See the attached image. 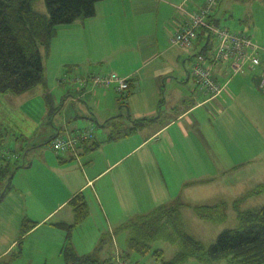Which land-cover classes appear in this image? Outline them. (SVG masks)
<instances>
[{"label": "crops", "instance_id": "crops-1", "mask_svg": "<svg viewBox=\"0 0 264 264\" xmlns=\"http://www.w3.org/2000/svg\"><path fill=\"white\" fill-rule=\"evenodd\" d=\"M206 1H101L94 17L58 27L49 51L42 49L44 83L14 97L0 94L1 106L4 99L14 100V110L43 99L37 113L24 111L36 124L25 145L17 142L23 161L13 168L11 158L0 155L7 163L2 168H8L1 184L6 187L0 200V264L37 257L45 264H63L67 232L60 225L73 224L69 203L80 193L90 214L72 232V246L81 256L101 246V259L131 255V232L123 225L159 207L179 206L192 234L188 225L209 222L199 207L228 203L219 197L228 198L235 189L220 188V183L231 185L226 170L243 168L241 163L227 165L231 150L246 143L242 150L248 155L252 145L255 153L239 156L242 162L261 154L264 146V0L261 17L252 6L256 0H214L211 19L219 26V18L234 13L230 6L244 7L230 18L261 48V63L246 67L242 76L221 63L214 76L226 87L213 99L189 70L193 56L208 44L206 31L199 32L191 54L172 42ZM110 73L129 79L126 100L115 87L95 86L90 79ZM70 81V89L64 88ZM142 119H147L143 128L111 139L114 127L127 130ZM86 129L94 130V140L80 146L78 158L52 148L53 139ZM0 138L5 142L3 134ZM25 220L37 225L22 236Z\"/></svg>", "mask_w": 264, "mask_h": 264}, {"label": "trees", "instance_id": "trees-1", "mask_svg": "<svg viewBox=\"0 0 264 264\" xmlns=\"http://www.w3.org/2000/svg\"><path fill=\"white\" fill-rule=\"evenodd\" d=\"M37 1L0 0V94L21 95L44 83L42 49L49 51L58 27L94 17L96 5L104 0H45L47 13L36 10ZM209 47L210 42L202 53L206 54ZM122 98L126 100V97ZM146 122L147 119L138 120L127 130L116 126L111 139L128 136L143 128ZM7 169L1 168L0 173L7 172ZM261 193H264V184L259 185L252 194ZM69 204L74 213V222L72 225H60L67 232L63 264H133L128 261L129 254L117 259H101L97 255L101 246L93 254L81 256L76 253L71 241L72 232L88 218L90 211L82 193L76 195ZM197 210L208 221L220 223L226 218L225 208L219 205L202 206ZM239 220V228L222 232L210 246L192 236L179 206L159 207L124 224L122 228L131 232L128 248L132 253L145 256L152 251L156 242H168L176 246V254L170 261L161 259L162 264H187L190 260L201 264L221 260H226L228 264H264V206L241 212ZM36 225V222L25 220L22 236ZM163 253L160 249L154 251L156 256Z\"/></svg>", "mask_w": 264, "mask_h": 264}, {"label": "rangeland", "instance_id": "rangeland-1", "mask_svg": "<svg viewBox=\"0 0 264 264\" xmlns=\"http://www.w3.org/2000/svg\"><path fill=\"white\" fill-rule=\"evenodd\" d=\"M207 1H209V0H207ZM223 1L224 0H220L221 4L223 3ZM252 3H253L252 6L254 9L255 15L261 17V15L263 14V10L261 11L260 7L263 4V2L261 0H256V1H253ZM35 8L37 11H39L41 13H44V12L47 13V6H46L45 0H38L37 3L35 4ZM242 8H244V7H242V6L236 7V5L230 6L231 11H233L234 13H228L227 19H225V18L223 19L222 17H221L222 19L219 18L221 26L229 28L232 31L241 32L242 30H240L239 28H237L233 25L234 22H232L233 19L230 18V16L232 14L233 17L236 18L237 14H239V12L242 10ZM213 46H214V43H213V41H211L210 47H209V50L210 49L211 50L207 51V53H210L212 51ZM186 51L191 54V53H193L194 48L186 49ZM193 61H194V59H193ZM192 64H193V62L190 64V67H189V70L191 71V73H192ZM191 75L193 76V73ZM238 75L242 76V74H238ZM231 77L232 76H229V78H231ZM68 85L64 86V88L70 89V87H71L70 85H72L71 81H70V84H68ZM73 91H75V90H73ZM127 92L128 91H126V93ZM199 94L200 93H198V95ZM7 95H9L7 97H14L12 94H7ZM53 95H56V93H53ZM42 101H43L42 98H37V101L27 102L24 104V106L20 107V110L19 109H17V110L13 109L14 108V105H13L14 100L4 99L2 101V106L0 104V137H1V134H3V138L5 139V142H0V155H2L3 157H7L6 159L11 158V161H12L11 167H13V168H14V165L19 164L23 161V156H24L23 151H21L19 149V146H17L18 140H19V143L21 145H25V143H26L25 141H28V140H26L27 137H30L32 135L31 132L34 129V126L36 124V120L34 118H32L30 115L25 114L24 111L32 110V111H35L37 113L39 111V109L42 108ZM200 111L204 112V114L206 113L205 108L201 109ZM247 146H248V144H246V143L243 144L242 149H247ZM250 146H251L250 147L251 150H250L248 155H247L246 150L243 151L242 149H240L241 146H239V148L234 147L231 150L232 156L229 157L228 160L226 161L227 165H230L232 163H235V164L241 163L240 165L243 164V168L240 169V167H235V169H239V170L234 169L232 172H231V170H226V172H225L226 179L227 180L229 178L232 179L231 185H228L226 183H220V185H222V186H220V188H223V185H226V186H230V188H233V191L235 189L233 194L230 195L228 198L219 197L220 201L228 202L227 204L229 205V207H228L227 204L224 202H220L218 204L219 206L225 208L226 218H225L224 222L218 223V222H210L209 221L207 223H201V226L198 224L188 225L189 229L192 232V236H194L197 239L203 240L205 242L206 246H210L211 244H214L222 232H224L226 230H230V229L239 228L241 225V222L239 220V214L241 212L246 211L248 208H249L248 210H250L253 208H261L264 206V193L262 195H258V196H254V197L249 196V193L251 195L253 193V191H255L256 188H258V186L254 185L255 183L257 185H259L261 182H262L261 184L264 183V146L259 148V151L261 152V154H255V155L245 159L242 162H240L238 159L239 156H241V157H242V155L243 156H249L250 154H252L254 152L255 149L252 148V145H250ZM10 150L12 151V154H8ZM14 153H16L17 155H19V157H21L19 159V161L13 160V159H15L13 157ZM250 160H251V162H249ZM253 162H255V163L253 164ZM251 163H252V165H250ZM5 164H7L6 161H3V158H0V169ZM4 168H2V170ZM240 170H242V171H240ZM6 173L7 172H3V173L1 172L0 173V197L3 194V192L5 191L4 188L6 187V184H5V186L1 185V184H2V181L4 180V177H7V176H3V175H6ZM1 174H3V175H1ZM246 174L249 176H247ZM235 177H239L240 179H235ZM5 183H7V180L5 181ZM225 191L226 190H224L222 192H225ZM218 192H220V191H218ZM39 195H41V194H39ZM230 199H232V200H230ZM231 202H233V203H231ZM234 202H236V203L234 204ZM158 249L163 250L164 253L162 255L156 256L154 254V251H156ZM177 251H178V248L176 246L171 245L168 242H156L153 244L152 251L150 253H148L145 256L138 254V253H132L131 255H129L128 261L130 263H133V264H162L161 259H165L167 261H170L172 259V257L176 254ZM22 263H24V264H45V261L40 262L39 257H37L35 259V261H33V262H29L28 260H25L23 262H18L15 264H22ZM54 263L55 262H53V261H51V262L49 261L46 264H54ZM187 264H201V263H199L195 260H190L189 262H187ZM211 264H228V263L226 260H221V261L211 262Z\"/></svg>", "mask_w": 264, "mask_h": 264}, {"label": "built area", "instance_id": "built-area-1", "mask_svg": "<svg viewBox=\"0 0 264 264\" xmlns=\"http://www.w3.org/2000/svg\"><path fill=\"white\" fill-rule=\"evenodd\" d=\"M207 3L197 12L189 15L187 22L181 25L172 38L174 45L183 49L194 48V41L199 32L206 30L208 40L213 41L214 47L210 53L194 55L192 64L193 77L199 88L205 91L210 99L219 96L226 86L220 84L214 76V69L221 63H229L231 72L242 74L249 66H258L260 47L254 43L251 36L243 32H236L216 24L212 19V11L216 2ZM92 79L95 86L105 88L115 87L116 91L123 96L130 89L129 79L115 73L94 75ZM264 88V81L261 84ZM94 140V130L86 129L68 138H55L50 143L52 148L59 154L72 152L76 158L78 149L84 143Z\"/></svg>", "mask_w": 264, "mask_h": 264}, {"label": "water", "instance_id": "water-1", "mask_svg": "<svg viewBox=\"0 0 264 264\" xmlns=\"http://www.w3.org/2000/svg\"><path fill=\"white\" fill-rule=\"evenodd\" d=\"M3 196V195H2ZM0 200H1V197H0Z\"/></svg>", "mask_w": 264, "mask_h": 264}, {"label": "bare ground", "instance_id": "bare-ground-1", "mask_svg": "<svg viewBox=\"0 0 264 264\" xmlns=\"http://www.w3.org/2000/svg\"><path fill=\"white\" fill-rule=\"evenodd\" d=\"M261 49V48H260Z\"/></svg>", "mask_w": 264, "mask_h": 264}]
</instances>
